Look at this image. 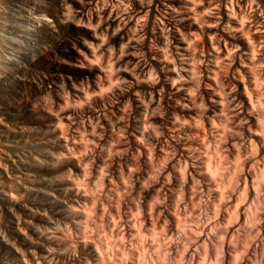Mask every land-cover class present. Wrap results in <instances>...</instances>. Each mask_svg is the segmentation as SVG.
<instances>
[{
    "label": "bare ground",
    "instance_id": "6f19581e",
    "mask_svg": "<svg viewBox=\"0 0 264 264\" xmlns=\"http://www.w3.org/2000/svg\"><path fill=\"white\" fill-rule=\"evenodd\" d=\"M2 1L17 7L20 2ZM213 2L202 0L195 12L181 11L189 0H153L149 8L141 5L139 0L132 4L134 14L124 21L119 37L123 41L130 40V47L141 40L155 43L156 53L146 60L155 69L160 83L155 89L148 84L140 85L154 102L151 105L141 104L139 100L132 103V119L126 121V131L114 119L101 118L103 129H97V132L104 131L101 143L111 141L114 150L121 153L111 158L110 167L104 174L98 173L94 166L90 172L75 168L56 182L55 192L59 199L37 198L28 208L18 209L25 221L31 220L32 225L42 229L68 228L65 239L46 241L37 248L38 256H46L48 260L55 257L53 264L56 261L68 264L63 250L74 244L93 264L97 260L102 264H264V116H261L264 100L260 99L264 94V78L259 76L264 69L244 68L238 59L241 53L246 55L255 51L259 34L238 33L234 38L224 32V25L230 23L237 27L238 20L229 17V9L223 4L216 9L221 23L208 27L214 23L213 17L201 18L197 13ZM107 3L115 4L116 0H107ZM233 5L232 11L238 14L242 5L235 6L236 0ZM5 6L0 7V12L6 15L0 14V21L7 22V16L12 21L8 24L1 21L0 26L25 30L13 20L15 16L8 13L9 7ZM75 7L66 11L71 14ZM21 8L20 11L26 12V8ZM108 13L116 16V11L106 6L104 14ZM129 15L125 13V16ZM158 18L163 21L159 27ZM122 19L109 18L107 24L121 25ZM201 19L206 22L204 27L199 22ZM165 25L169 29L167 33L163 30ZM173 25L181 29L185 38H181ZM214 33L223 37L215 47L209 39ZM233 47L238 51L232 52ZM201 48L205 61L211 60L213 55L221 60L219 66H196L200 73L198 94L206 100L212 97L222 101L212 106L210 119L201 118L203 110L192 104L195 97L188 98L184 89L191 85L184 84L177 91L181 85L173 87L168 83L176 77V72L168 71L174 66L170 61L180 66L178 57L199 58ZM229 53L234 61L231 65L227 62ZM136 58L125 57L133 61ZM237 69L244 79L235 81L232 77L226 80L236 84L237 98L244 106L240 117L231 111L234 105L226 95L227 89L214 97L211 93V88L226 81L221 78V72ZM182 74L187 76L186 71ZM120 75L125 80L130 79L127 73ZM250 80L255 83L246 88V82ZM113 84L116 85L114 91H119L115 80ZM161 85L162 92L159 91ZM109 97H112L110 102ZM94 102L99 111L110 109L116 116L122 115L123 97H114L109 92L103 98L96 97ZM177 107L182 111H174ZM153 110L163 111L165 115H152ZM173 116L175 123L171 122ZM85 127L91 131L90 126ZM119 135L126 140L133 136L134 143L128 139L124 147ZM103 163V160H97L98 165ZM69 205L79 210L73 212ZM33 207L41 212L47 209L48 216L32 212ZM198 210L204 214H199ZM26 230L32 234L31 228ZM56 235L64 236L65 233L57 232ZM41 239L46 240L45 237ZM49 248L58 251L49 254Z\"/></svg>",
    "mask_w": 264,
    "mask_h": 264
},
{
    "label": "clouds",
    "instance_id": "9594fccd",
    "mask_svg": "<svg viewBox=\"0 0 264 264\" xmlns=\"http://www.w3.org/2000/svg\"><path fill=\"white\" fill-rule=\"evenodd\" d=\"M135 2L116 0L115 4H109L107 0H33L32 6L27 9V16L32 22L28 30L16 31L11 27H0V264H53L55 257L48 260L46 256H38L36 249L46 241L65 239L68 228L42 229L39 225H32L31 220L25 221L18 209L28 208L29 203L37 198L59 199L55 192L56 182L63 174L72 173L75 168L90 172L94 166L98 173L104 174L110 167L111 158L121 153L114 150L111 141L101 143L104 131L97 132L98 128L103 129L101 118L110 121L114 119L126 131V121L132 119V103L139 100L141 104L151 105L154 102L153 97L146 95V90L140 87L148 84L155 89V85L160 83L155 69L147 63L145 49L139 42L130 47V40L123 41L119 37L124 21L134 14L131 6ZM139 3L149 8L153 0H139ZM201 3L202 0H189V4L184 5L181 11L195 12ZM221 4L229 9V17L238 20L237 27H232L230 23L224 25V32L234 38L238 33L259 34L255 51L246 55L241 53L238 57L240 65L244 68L251 66L264 69V51H261L264 49V7L261 6L264 0H236L235 6L242 5L238 14L232 11L233 0H214L208 8H201L197 16L213 17L214 23L207 26L216 27L221 23L220 14L216 11ZM73 5L76 7L69 14L66 10ZM106 6L116 11L115 17L111 13L104 14ZM125 13L130 15L125 16ZM33 17H38L39 23ZM109 18L123 19L121 25L109 26ZM199 22L202 27L206 25L203 19ZM161 25L163 21L159 20L157 26ZM173 27L180 32L181 38H185L179 27ZM163 30L165 33L169 31L166 25ZM209 39L215 47L223 37L214 33ZM236 51L238 49L233 47L232 52ZM130 56L137 58L135 61L125 59ZM203 57L201 48L199 58L191 55L178 57L180 66L170 61L174 66L168 71L176 72V77L169 79L168 83L173 87L181 85L177 91L184 84L191 85L184 89L188 92V98L195 97L192 104L203 110L201 118L210 119L212 106L222 101L212 97L206 100L198 94L200 73L196 66H219L221 60L214 55L209 61ZM227 62L229 65L234 62L231 53ZM184 65L192 67L185 68ZM185 71L187 76L182 74ZM121 73L129 74L130 79L125 80ZM253 75L256 73L253 72ZM259 76L264 78V72ZM233 79H244L239 69L233 72ZM114 80L119 85V91H114ZM253 83L255 81L246 82V88ZM225 89L226 95L231 98L230 104L234 105L232 113L240 117L244 106L237 98L238 90L233 80H226L218 87L211 88L212 96L219 95ZM159 91H163V85ZM109 92L114 97H123L122 115L116 116L110 109L107 112L100 109L99 114L92 113L85 120V107L90 111L91 101L96 97L103 98ZM111 99L109 97L108 101ZM260 99L264 100V94ZM151 114L165 115L163 111L155 110ZM171 122L175 123L174 116ZM211 122L215 126V121ZM61 125L65 127L61 128ZM85 125L91 127L90 132ZM98 159L103 160V165L97 164ZM26 196L29 197L27 202ZM69 208L73 212L79 210L72 205ZM31 211L48 216L47 209L41 212L33 207ZM29 228L32 234L26 230ZM57 232L65 235L57 236ZM42 237L46 240H42ZM57 251L56 248L48 249L49 254ZM63 252L67 254L68 264H93L74 244ZM56 264L60 262L56 261ZM96 264H102V261L97 260Z\"/></svg>",
    "mask_w": 264,
    "mask_h": 264
},
{
    "label": "rangeland",
    "instance_id": "374dc122",
    "mask_svg": "<svg viewBox=\"0 0 264 264\" xmlns=\"http://www.w3.org/2000/svg\"><path fill=\"white\" fill-rule=\"evenodd\" d=\"M20 2H21V4H20V2H18L19 3V6L17 7V6H14L13 4H9V2H7L6 1V3H5V1H2V0H0V7L1 8H4V6L6 5V6H8L9 8H7L6 9V11L8 12V13H10L12 16H15V18L13 17V20L14 21H17V23L20 25L21 24V26H23L24 28H25V30H28L29 29V27H31L32 26V22L29 20V18H28V16H27V9H29L31 6H32V4H33V0H19ZM4 3V4H3ZM5 6V7H6ZM13 6V7H12ZM23 6V7H22ZM26 8V12H22V11H20V8ZM11 8H14V9H11ZM22 8H21V10H22ZM18 10V11H17ZM3 11H5V10H3ZM20 11V12H19ZM21 13V14H20ZM0 14L2 15V16H4L5 14L1 11L0 12ZM22 14H24V15H22ZM6 16V15H5ZM20 17V18H19ZM24 17V18H23ZM10 19V20H9ZM21 19V20H20ZM33 19H35V21L37 22V23H39V18L38 17H33ZM28 20V21H27ZM1 21L3 22V19H1ZM0 21V22H1ZM5 21V20H4ZM8 21H12V18L11 17H9V16H7V22L5 23V22H3L4 24H8ZM29 23H31V24H29ZM29 25V26H28ZM0 27H3V26H0ZM4 27H6V26H4ZM23 28V29H24ZM140 45H141V47H143L144 49H145V51H144V55L146 56V58H148V59H150L155 53H156V50L155 51H153V47L155 48L156 47V45H155V43H150L149 41H145V40H141L140 42ZM156 62V61H155ZM213 67V66H212ZM203 70H204V67H203ZM235 70H233V71H229L228 73H225V72H221V78L222 79H232V75H233V73L232 72H234ZM226 77V78H225ZM93 102H91V110L92 111H94L95 113H98L97 112V110L99 111V108L97 109V104L94 102L95 101V99H93L92 100ZM95 104V105H94ZM94 108H96V111H95V109ZM87 111H88V109H87V106L85 107V109H84V112H85V115L84 116H86V115H88L87 114ZM92 111H91V114H89L88 116H86V117H83L85 120H87L91 115H92ZM174 111H176V112H181L182 110L180 109V108H175V110ZM93 112V113H94ZM86 126V125H85ZM197 134V133H196ZM119 137H120V139L121 140H123V142H124V147L125 146H127V143H128V139L130 140V142H133L134 141V137L133 136H130L127 140H126V138L125 137H121V135H119ZM125 141L127 142V143H125ZM134 143V142H133ZM124 152V154H125V151H123ZM28 199H29V197L27 198V197H25V202H27L28 201ZM198 212H199V214H200V212H201V215L202 214H204V213H202V211H200V210H198Z\"/></svg>",
    "mask_w": 264,
    "mask_h": 264
}]
</instances>
